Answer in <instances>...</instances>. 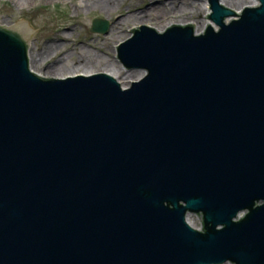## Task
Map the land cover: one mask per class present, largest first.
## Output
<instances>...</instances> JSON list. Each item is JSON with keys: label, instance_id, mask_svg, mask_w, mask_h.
I'll use <instances>...</instances> for the list:
<instances>
[{"label": "water", "instance_id": "obj_1", "mask_svg": "<svg viewBox=\"0 0 264 264\" xmlns=\"http://www.w3.org/2000/svg\"><path fill=\"white\" fill-rule=\"evenodd\" d=\"M206 1L218 29H129L128 88L41 77L0 24V264H264V0Z\"/></svg>", "mask_w": 264, "mask_h": 264}, {"label": "rangeland", "instance_id": "obj_2", "mask_svg": "<svg viewBox=\"0 0 264 264\" xmlns=\"http://www.w3.org/2000/svg\"><path fill=\"white\" fill-rule=\"evenodd\" d=\"M171 1L173 0H120V4L113 5L115 8L103 10L94 0H0V24L11 27L24 17L32 20V25L34 28L39 29V31L35 39L30 41L29 46L32 56L37 55L39 58H34L31 69L44 78H59L53 74H46L50 71L48 69L53 65L62 68L59 74H62L63 71L81 68V66H85L84 68L92 66L94 69L92 74L108 73L104 71L105 69L103 67L108 63H120L117 57V48L121 43L126 42L133 36V32L129 31V29L150 26L157 30L159 26V23L152 20L137 24L128 22V25L122 27V31L126 37L121 41H117L115 38H112V36L114 35V30L118 27V17L120 15H128L130 12H144L150 9V7H169V4L171 5L172 3ZM185 1V8L182 9L179 7V14L171 15L167 19L170 24L167 25L161 33L174 24L186 25L194 23L196 29L202 24L207 25L211 23L215 29H218L213 22L209 20L210 14H204L202 7L199 5H203V2L207 3V1ZM239 1L233 4L235 5L234 8L230 9L239 13L245 7L253 6L255 2V0L254 2L253 0ZM95 19L104 20L110 24L108 34L103 35L91 32L92 22ZM205 31L206 27L203 28L201 34L205 33ZM114 41L117 42V45L113 43ZM49 48L51 49L50 51L44 52L45 49ZM79 50H88L91 52L80 54ZM81 55H85L84 58L86 59L93 58L94 62H90L86 65L84 63L78 65ZM63 60H65L64 64ZM36 62H39V64ZM96 64L101 66L95 67ZM120 67L122 69V76L119 77L118 80L120 83L123 82L127 85L125 88H128L131 84H128L125 80L127 74H131L135 77L144 74V71H130L125 69L122 65H120ZM74 76L76 75L64 76L61 78ZM188 223L196 230L201 229L199 217L196 215L190 216L188 218Z\"/></svg>", "mask_w": 264, "mask_h": 264}, {"label": "bare ground", "instance_id": "obj_3", "mask_svg": "<svg viewBox=\"0 0 264 264\" xmlns=\"http://www.w3.org/2000/svg\"><path fill=\"white\" fill-rule=\"evenodd\" d=\"M96 4L100 5L102 7L103 10L108 9L111 10L115 7H113V5L115 4H120V0H94ZM239 0H223V5L229 7V8H234L235 5H233L234 3L238 2ZM171 5L169 4L168 6H162V7H150V9H148L147 11L144 12H130L128 15H120L118 17V21H117V28L114 30V35L112 36V38H115V40L117 41H121L123 40V38L126 37V35L123 33L122 31V27L128 25V22L131 24H137V23H144L145 21H155L157 23H159V26L157 27V30L159 32H162L164 30V28L170 24V22H168V18L171 15H177L179 14V10L178 8L181 7L182 9H184L185 5H186V1L185 0H173L171 1ZM240 2V1H239ZM254 2V0H253ZM180 4V5H179ZM202 7L203 13L209 15L210 13V8H209V4H207L206 2H203L202 4H199ZM154 8V9H152ZM130 9V7H129ZM166 20V21H165ZM165 21V22H163ZM209 25H211V23H209ZM212 27H214L213 25H211ZM206 27V24H202L200 25V27H197L195 32L197 35L201 34L203 28ZM215 28V27H214ZM115 45H117V42L114 41L113 42ZM51 49H45L44 52L50 51ZM80 54L86 52L89 53L91 51L88 50H79ZM74 54V52H73ZM85 56V55H84ZM84 56H80L79 57V61H78V65H80L81 63L89 64L90 62H94V59H86L84 58ZM29 57H30V61H31V67L32 64L34 63V58H39V56L35 55L32 56L31 51L29 53ZM38 61V60H37ZM37 64H39V62H36ZM65 63V60H63V64ZM120 63L118 62H114V63H108L106 64L103 68L105 69L104 71H107L108 74H110L112 77H114L115 79H118L119 77L122 76V69L120 67ZM101 65H97L95 67H99ZM85 66H81V68H74L71 71H63L62 74H59L60 70L62 69L61 67H57L56 65L51 66L48 70V73H46L47 75L49 74H53L56 77H64V76H72V75H89L93 73V67H88V68H84ZM83 69V70H82ZM144 76V74H141L139 76H133V75H129L127 74V76L125 77V80L127 81L128 84H130L131 82L135 81V80H139ZM123 87H126L127 85L124 84L123 82L121 83Z\"/></svg>", "mask_w": 264, "mask_h": 264}]
</instances>
